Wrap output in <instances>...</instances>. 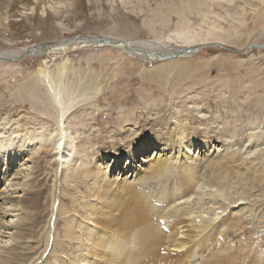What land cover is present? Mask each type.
Listing matches in <instances>:
<instances>
[{"label": "bare ground", "instance_id": "obj_1", "mask_svg": "<svg viewBox=\"0 0 264 264\" xmlns=\"http://www.w3.org/2000/svg\"><path fill=\"white\" fill-rule=\"evenodd\" d=\"M101 1L0 0V30L1 27L9 28L11 34L19 36L33 25L46 35L53 34V31H57L53 26L55 10L65 8L68 13L71 9L79 13V18H85L87 4ZM106 1L113 3L114 0ZM120 1L125 10L129 5L139 12L145 3V0ZM136 2L137 5L133 7ZM233 2L162 0L155 9H150L154 17V21L148 23L151 27L160 25L164 28L171 17L172 27L164 38L159 36L157 43H163L160 40L164 39V43L177 50L151 51L143 45L127 44L118 37L85 38L100 45L106 40L114 46H125L126 43L125 48L129 51L141 50L146 57L162 61L159 70L165 72L163 62L180 58L177 56L187 57L197 47H238V39L248 24L245 15L249 14L252 17L249 20L259 22L264 17V0H244L237 5H232ZM192 13L195 16L191 19L189 16ZM56 22L60 23L57 18ZM257 29H260L257 30L258 35L264 36V26ZM257 46L256 49H261L264 45ZM1 55L0 58L3 57ZM47 65L44 63L38 68L36 74L23 84V89L18 90L13 101H20L23 92L30 100L37 99L43 103L45 106L40 107L39 112L47 114V118L41 121L42 127L32 131L28 128L29 122L20 121L19 118L10 120L6 115L0 117V179L3 180L0 186V264H16L27 255L33 259L40 252L39 258L32 264H44L50 253L56 256V251L51 250V243L49 253L44 257L49 246L53 215L65 217L64 237L69 242L76 240L78 244L76 255L72 251L67 253L68 260H56L59 264H197V261H200L199 264H243L242 260H246L245 264H264V249L244 246L245 241L241 236L250 224L249 217L253 214L254 206L250 203L249 209L245 206L240 208L249 202L246 203L244 198V203L236 206L235 203L242 198L234 200V197L231 207H239L240 213L233 217L224 213L220 216L219 213L221 208L226 210L230 207L219 199L226 201L231 197L232 200L230 192L234 185L244 181L249 188L264 187V124L258 130L256 125L250 126L249 136L243 143L240 141L241 152L237 144V148L234 145L233 148L238 151L229 149L222 154L218 153L215 143H219L220 136H227L233 129L230 130V125H225L223 129L219 127L220 115L210 121V126L216 124L212 129L202 128L188 135L185 126L187 118L182 124L180 115H173L167 124L153 127L151 119L147 117L139 121L143 131L138 135L134 125L141 117H130L124 113L113 124L122 129V133L111 135L115 137L111 146L113 154L102 153L99 160L90 165L86 154L72 156L73 139L78 136L73 137V133L67 131V126L74 120L71 124L77 131L78 125L85 122L88 114L95 118L93 114L85 113L83 108L91 105L101 93L99 77L88 67H78L68 62L57 64L53 69ZM168 97L171 99V94ZM183 97L177 96L173 100L185 102L186 97ZM201 99L203 102L206 100ZM189 101L198 107L195 98L191 97ZM159 102L161 104L163 101ZM155 107L157 109V105ZM207 112L197 111L202 117L201 121H206L204 115ZM132 136L137 139L130 141ZM125 138H128L127 144H120V139ZM47 148L51 150L55 186L57 179H61L66 186L73 188V199L70 207H65L61 201L56 202V186L50 204L47 235L43 239L45 243L37 248L38 244L29 245V241H25L33 232V224L29 223L32 220L30 211L42 206L37 171L32 173L28 169L31 163L37 162L39 150L45 153ZM255 156L258 163L254 164ZM102 158H110L114 164H121L122 161L126 165L124 167L122 163V170L110 179L109 170H106L110 166L101 165ZM163 178L166 182L171 180L172 187L158 185ZM149 181H155L158 186L150 190L151 187L147 185ZM202 182L206 185H202ZM81 184L84 185V192L78 188ZM226 186H231L230 191L226 190ZM261 220L259 224L264 223V219ZM77 229H81L80 236ZM232 235L239 240L240 244L236 247L233 245L235 242L230 240ZM29 249L30 252H24ZM41 258L45 260L38 262Z\"/></svg>", "mask_w": 264, "mask_h": 264}, {"label": "rangeland", "instance_id": "obj_2", "mask_svg": "<svg viewBox=\"0 0 264 264\" xmlns=\"http://www.w3.org/2000/svg\"><path fill=\"white\" fill-rule=\"evenodd\" d=\"M118 1L114 0L113 3H110V1L103 0L98 4L88 3L84 11L85 18H79V13L71 9L67 13L65 8H58L55 10L53 23L57 31H53V34L49 33L46 35L43 31L37 30L33 25H30L27 31L16 36L10 33L9 28L1 27L0 55L2 54L1 56L3 57L0 58V105H2V107L0 106V117L6 115V118L10 120L19 118L21 119L20 121L29 122L28 128L32 131L42 127L41 121L47 118V114L40 113L39 110L40 107L45 105L41 104L36 98L34 99L38 103L32 99L30 100V97L23 92H21L23 98H20V101L15 103L13 102L15 101L14 96L18 93V90L23 89L25 82L34 73L36 74L38 68L42 67L44 63L48 64L47 66L50 69H53L57 64L68 62V64L78 67H88L90 71L99 77L98 81L99 83L101 82L102 85L100 84V86L103 90H101V93L91 105H86L83 108L85 113H91L95 118L93 117L94 119H92L88 114L87 120L85 119V122L78 125L77 131L73 129V124H71L75 122L74 120L69 123V127L67 126V131L73 133V137L78 136L77 139H73L74 150H72V154L74 155L72 156L77 157L78 155L86 154L88 163L93 165L99 160L98 157L102 153L113 154L111 146L115 137H111V135L116 136L115 133H122V129L113 124L124 113L130 117H141L136 120L134 125L137 128L138 135L143 131L139 126V121L147 117L151 119L152 123L150 124L154 127L167 124L168 119L172 118L173 115H180L182 124L186 121L188 122L185 123L188 130L186 135H188L191 132H197L198 129H212L216 124L214 123L210 126V121L220 115L221 124L219 123V127L221 126L220 128L223 129L225 125H230V130H233L227 136H220L219 143H215L216 146L218 145V153L223 154L229 149L238 151L236 148H239L240 144L249 136L250 126L256 125L258 130L264 124V47L261 49L255 48L257 45L263 46L264 44V36H259L257 31L260 30L257 28L264 26V17L260 18L258 22L249 20L252 19L249 14L245 15L248 24L245 31L242 32V37L238 39V47L235 46L237 47L236 49L231 48L233 51L229 52L225 48L220 47H197L193 52L190 51L192 54L187 57L177 56L180 58H172L163 62L162 66L166 67V71L163 72L159 70L162 61L146 57L141 50L129 51L125 48L126 43H132L143 45L151 51L177 50L172 45L164 43V39L160 40L163 43H157L159 36L164 38L166 32L172 27L171 17L164 28L160 25L151 27L148 24L154 21L153 12L150 9H155L162 0H145L140 12L135 7L137 2L134 3V9L128 5L125 10V7L121 4L122 2ZM243 2L244 0H234L232 5ZM118 3L119 6L117 5ZM194 16L195 14L192 13L189 17L192 19ZM56 18L60 23L56 22ZM151 28L153 29L151 30ZM87 36L95 38H101V36L118 37L124 39L126 43L125 46L115 45L116 47L111 44H94L92 41L90 42V39L85 38ZM250 46L254 47L249 48ZM31 53H36V55ZM172 60H177V62ZM170 61L172 62L170 63ZM169 94H171V99L168 97ZM177 96L183 99V96H185L186 101L173 100ZM191 97L197 100L198 103L195 104L198 107L193 106V103H188ZM24 98L27 99L25 100ZM201 98H205V102ZM169 100L171 101L168 102ZM159 101L161 104H158ZM154 105H157V109ZM159 107L163 108L161 112ZM198 110L208 111L204 115L206 121H201L202 117L197 113ZM89 117L90 119H88ZM184 119H186L185 122H183ZM172 122H174V119H172ZM152 125H150V129H152ZM88 127H91L90 130ZM128 127L126 126V128ZM216 130H214L215 133ZM74 133H77V135H74ZM130 139L132 141V139L136 140L137 138L134 139L132 136ZM127 140L128 138L120 139V144L126 145ZM234 140L235 142H233ZM184 141L186 140L184 139ZM233 145H237V147L233 148ZM242 150V148H239L240 152ZM46 151L44 153L39 150L36 155L37 162L31 163L28 169V172L32 173L37 171L38 191L42 206L30 211L32 220L29 223L33 224V232L31 237H28L25 241H29L27 243L29 245L38 244L36 245L37 248L42 243H45L43 239L47 235L50 204L51 199L54 198L52 194L55 192L56 186V202L61 201L65 207H70L73 199V188L66 186L61 179H57L55 186L54 171L51 166V150L47 148ZM214 154H217V152ZM253 158L255 160L256 156ZM101 161H103L101 165L110 166L109 169H106L109 170L110 179H112V175H117L122 170V163L124 167L126 165L122 161L121 164L116 162L114 164L110 158L107 160L102 158ZM255 163H258V160H255ZM2 181L0 179V186L3 184ZM246 183L244 181L240 182L234 185L232 189L231 186L229 188L226 186V190L230 191L231 189L230 193L233 197L232 200L231 197L229 198L230 201L229 199L224 201V199L218 198L224 204L230 206L226 210L221 208L219 213L220 216L224 213L233 217L235 214L240 213L238 211L241 207L245 206V208L248 207L249 209L251 203L254 207H252L253 214L249 217L250 224L241 236L245 241L244 246L252 247L255 250L264 249V223L259 224L262 221L261 218L264 219V205H262L264 203V187L261 186V189L249 188ZM157 184L155 181L147 183L151 187L150 190H154L158 185L164 186L165 184L166 188L172 187L173 182L171 180L166 182V179L163 178ZM202 185H206V183L202 182ZM78 188L81 192H84V185H78ZM234 197V200L242 198V200H239L240 202L237 201L235 203L236 206L239 203H244V198L247 199H244L246 203H249L239 206L240 208H232ZM259 218L260 220H258ZM65 220L63 216L54 217V215L51 219L49 246L44 257H47L51 243V250L56 251L57 254L55 256L54 253L52 255L50 253L46 260L43 258L45 260L44 264H59L58 261L60 259L67 261V256H69L67 253L71 251L74 252L72 253L73 255H76L75 250L78 249L77 241L72 240L69 242L63 234ZM76 232L78 236L81 235V229H77ZM230 240L235 242L231 241L235 247L240 244L237 236L232 235ZM16 242L14 243L17 245ZM30 251L31 249L24 252ZM19 252L21 251L19 250ZM40 254L33 257V259L27 255L22 260L17 261L16 264H32L39 258ZM43 259L41 258L38 262L43 261ZM244 262L246 263V260H242L243 264H245ZM199 263L200 261H197V264Z\"/></svg>", "mask_w": 264, "mask_h": 264}, {"label": "water", "instance_id": "obj_3", "mask_svg": "<svg viewBox=\"0 0 264 264\" xmlns=\"http://www.w3.org/2000/svg\"><path fill=\"white\" fill-rule=\"evenodd\" d=\"M106 44H109V42L106 40V41H104L103 42V45H106ZM123 46H124V44H122ZM264 45V44H263ZM264 47V46H263ZM249 48H251V47H249ZM253 48V47H252ZM226 50H228L229 52H231V51H233V50H231V49H228V48H226Z\"/></svg>", "mask_w": 264, "mask_h": 264}]
</instances>
